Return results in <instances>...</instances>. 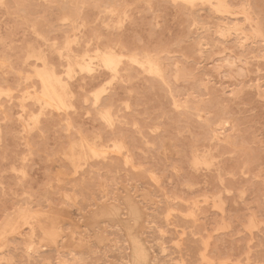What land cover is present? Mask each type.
I'll return each mask as SVG.
<instances>
[{"label":"rangeland","instance_id":"1","mask_svg":"<svg viewBox=\"0 0 264 264\" xmlns=\"http://www.w3.org/2000/svg\"><path fill=\"white\" fill-rule=\"evenodd\" d=\"M262 262L264 0H0V264Z\"/></svg>","mask_w":264,"mask_h":264},{"label":"bare ground","instance_id":"2","mask_svg":"<svg viewBox=\"0 0 264 264\" xmlns=\"http://www.w3.org/2000/svg\"><path fill=\"white\" fill-rule=\"evenodd\" d=\"M227 1V0H226ZM214 2V1H213ZM216 3V2H215ZM71 13V12H70ZM72 16V15H71ZM73 17H74V15H73ZM68 18V17H67ZM232 18V17H231ZM232 20V19H231ZM234 20V19H233ZM236 20V19H235ZM93 35V34H92ZM110 35V34H109ZM100 38V37H99ZM118 58H119V56H118ZM102 61H104V59L102 60ZM48 62H49V60H48ZM105 62V61H104ZM112 64V63H111ZM127 68V67H126ZM128 70V69H127ZM132 70V69H131ZM119 71H120V69H119ZM39 72V71H38ZM132 71H130L129 70V74L131 73ZM41 75V74H40ZM42 82V81H41ZM46 82V81H45ZM46 83H48V82H46ZM48 85H50V84H48ZM43 92V91H42ZM45 93L43 92V94L42 95H44ZM48 94L51 96V97H56V94H55V92H54V90H48ZM58 97V96H57ZM46 98V97H45ZM59 99V98H58ZM55 100H56V98H55ZM54 102V101H53ZM59 102V101H58ZM60 103V102H59ZM53 104V103H52ZM61 107V106H60ZM221 116V115H220ZM212 117V116H211ZM215 119V118H214ZM214 121V120H213ZM222 126H223V124H222ZM222 128V127H221ZM210 129V128H209ZM212 131V130H211ZM50 234H51V236H53V237H57L58 235H59V230H58V228L56 227V225H53V227L51 228V232H50ZM204 258V257H203Z\"/></svg>","mask_w":264,"mask_h":264},{"label":"snow or ice","instance_id":"3","mask_svg":"<svg viewBox=\"0 0 264 264\" xmlns=\"http://www.w3.org/2000/svg\"><path fill=\"white\" fill-rule=\"evenodd\" d=\"M93 95L99 97L100 93L99 92L93 93ZM105 120L108 122L109 125H111V119L107 116V114H105ZM262 264H264V262H262Z\"/></svg>","mask_w":264,"mask_h":264},{"label":"crops","instance_id":"4","mask_svg":"<svg viewBox=\"0 0 264 264\" xmlns=\"http://www.w3.org/2000/svg\"><path fill=\"white\" fill-rule=\"evenodd\" d=\"M146 251H147V249H146Z\"/></svg>","mask_w":264,"mask_h":264}]
</instances>
